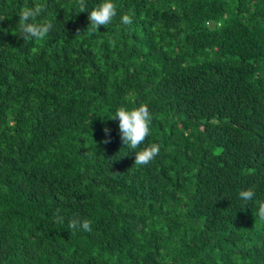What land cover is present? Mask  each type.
<instances>
[{
    "label": "trees",
    "instance_id": "1",
    "mask_svg": "<svg viewBox=\"0 0 264 264\" xmlns=\"http://www.w3.org/2000/svg\"><path fill=\"white\" fill-rule=\"evenodd\" d=\"M40 2L0 0V264H264V0H112L95 32L46 0L23 40ZM141 104L147 166L110 119Z\"/></svg>",
    "mask_w": 264,
    "mask_h": 264
},
{
    "label": "clouds",
    "instance_id": "2",
    "mask_svg": "<svg viewBox=\"0 0 264 264\" xmlns=\"http://www.w3.org/2000/svg\"><path fill=\"white\" fill-rule=\"evenodd\" d=\"M77 3L79 12L88 11V20L90 22L88 27L93 32L97 31L100 26L106 27L109 25L117 15V6L112 0H103L91 11L87 9L86 0H77ZM46 11V0H41L40 3L31 7H24L20 11L18 35L23 40H43L47 36L53 27L52 23L50 21L36 22L37 18ZM121 22L123 25H131L133 20L130 15L124 14L121 16ZM110 119L118 120L119 134L123 145L135 153L134 165L147 166L156 158L160 151V146L156 143H152L137 151L151 134L153 116L146 104H141L131 110L121 106ZM103 132L108 138L102 140L101 143L107 144L111 141L110 130L105 127ZM255 196L254 188H248L239 193V197L245 202L253 201ZM257 203L259 205L258 216L261 220H264V202L258 201ZM55 222L63 223V218L59 215V211H57ZM91 225L92 222L88 219L81 220L74 217L69 221L68 227L73 231L83 230L91 232Z\"/></svg>",
    "mask_w": 264,
    "mask_h": 264
}]
</instances>
